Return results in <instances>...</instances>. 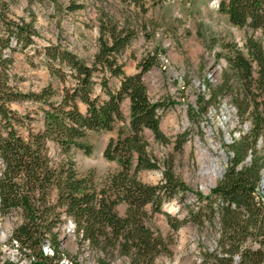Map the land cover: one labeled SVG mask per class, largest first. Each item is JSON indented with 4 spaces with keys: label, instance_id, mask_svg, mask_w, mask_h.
<instances>
[{
    "label": "trees",
    "instance_id": "obj_1",
    "mask_svg": "<svg viewBox=\"0 0 264 264\" xmlns=\"http://www.w3.org/2000/svg\"><path fill=\"white\" fill-rule=\"evenodd\" d=\"M144 1L130 2L140 8ZM156 1L150 0L153 4ZM79 8L69 5L68 10L74 12ZM218 12L237 29L264 33V0H220ZM9 14L8 4L0 0V210L17 211L22 216V221L12 230L10 241L25 252L28 264H63L64 260L67 264H84L78 259H66L55 241L54 229L63 214L73 222L79 242L98 251L96 264H109L116 257L124 258L123 264H155L159 256L168 255L169 251L162 236L148 227L145 207L149 205L151 213H159L163 200L175 192H185L186 188L169 173L163 184L155 186L143 185L135 178L140 171L156 168L146 151L144 131L167 143L159 131V112H164L165 106L150 102L141 81L153 62H143L139 73L125 77L112 56L120 53L133 35L112 30L110 43L100 42L97 58L111 76L122 79L116 91H111L102 81L105 100L90 96L93 68L68 53L60 56L57 52L51 53L54 57L51 63L57 61L69 66L76 86L64 90L58 104L51 101L54 91L50 86L38 94H23L11 85L9 73L12 55L32 44L33 32L26 23L13 21ZM247 49V59L239 51L227 57L228 69L222 70L221 83L209 98L216 101L218 96L231 94L238 117L249 122L248 132L231 147L233 160L222 179L209 195L204 198L198 195L206 200L201 211L218 219L216 250L222 257L217 264H233L234 257L238 258L236 264H264V199L258 189L264 157L256 156L258 141L264 145V53L253 42ZM125 99L129 101L127 131L120 130L103 152L107 160L119 164V172L102 189L98 191L89 179L78 177L69 159L58 163L49 159V144L66 157L73 150L89 155L88 134L110 131L114 123L123 121L120 108ZM25 100L41 102L47 109L42 113V129L36 133L28 130L23 137L15 128L19 120L9 107ZM203 100L201 97L200 104ZM77 101L86 108L83 114L77 108ZM180 146L177 145V150ZM120 203L126 205L123 217L115 212ZM168 219L171 228L177 229L178 223ZM48 243L51 255L43 252Z\"/></svg>",
    "mask_w": 264,
    "mask_h": 264
},
{
    "label": "rangeland",
    "instance_id": "obj_2",
    "mask_svg": "<svg viewBox=\"0 0 264 264\" xmlns=\"http://www.w3.org/2000/svg\"><path fill=\"white\" fill-rule=\"evenodd\" d=\"M3 1L9 6V17L26 23L33 32L32 44L12 55L11 85L23 94H38L50 86L54 91L51 101L56 104L61 101L64 90L76 86V80L69 66L57 61L51 63L52 52L60 56L68 53L93 68L90 96L103 101L106 92L102 81L111 91H116L122 77L111 76L101 65V59L97 58L100 42L110 43L112 30L132 33L128 45L112 57L125 77L139 73L143 62H153L142 74L141 81L150 102L165 106L164 112H159V131L167 140L161 143L150 131H144L146 151L156 168L140 171L135 178L143 185L155 186L163 184L169 173L186 188L185 192H175L168 200H163L159 213H151L149 205L145 207L148 227L162 236L169 251L168 255L159 256L155 264H217L222 257L216 250L218 219L201 211L206 200L199 199L198 195L206 197L222 179L233 160L231 147L248 132L249 122L238 117L231 94L218 96L216 101L209 98L221 83V72L215 73L220 61L228 69L226 59L236 51L247 59L251 42L264 53V33L231 26L218 12L220 0H157L155 4L145 0L140 8L131 0ZM69 5L80 8L70 12ZM9 108L19 120L15 128L21 136L26 137L28 130L36 133L42 129L45 104L25 100ZM77 108L82 114L86 109L79 101ZM120 109L123 121L114 123L110 131L88 134L89 155L73 150L66 157L49 144V159L54 163L69 159L78 177L89 179L98 191L102 189L119 172V164L107 160L103 152L120 130L127 131L128 99L122 102ZM178 144L181 146L177 150ZM263 149L259 140L257 157H264ZM211 160L222 167L221 175L213 184L201 172L202 164L209 165ZM136 162L134 155L133 164ZM1 167L0 161V173ZM261 178L258 189L264 199V169ZM125 211V204L115 207L118 217H123ZM168 217L178 223L177 229L171 228ZM21 221L22 216L17 211L2 213L0 210V264L29 262L25 252L10 241L12 230ZM54 234L66 259L96 264L98 251L79 242L73 222L63 214ZM52 242L53 239L49 241ZM262 249L264 251V247ZM45 252L51 254L49 250ZM66 261L63 264H67ZM124 262V258L116 257L109 264ZM237 262L238 258L234 257L233 264Z\"/></svg>",
    "mask_w": 264,
    "mask_h": 264
},
{
    "label": "bare ground",
    "instance_id": "obj_3",
    "mask_svg": "<svg viewBox=\"0 0 264 264\" xmlns=\"http://www.w3.org/2000/svg\"><path fill=\"white\" fill-rule=\"evenodd\" d=\"M201 172L207 175V179L210 184H213L216 181V178L219 177L222 173V167L220 166L219 162H215L213 160L209 161V165L201 166ZM207 181V183H208Z\"/></svg>",
    "mask_w": 264,
    "mask_h": 264
},
{
    "label": "built area",
    "instance_id": "obj_4",
    "mask_svg": "<svg viewBox=\"0 0 264 264\" xmlns=\"http://www.w3.org/2000/svg\"><path fill=\"white\" fill-rule=\"evenodd\" d=\"M222 62L220 61V63L217 65L218 69L215 67L216 68V71H215L216 74H219L220 72H222L223 68H225V63H222ZM45 247L46 246L43 247V252H44L45 255H47L45 251H47V250L50 251V249H49L48 246L46 248ZM50 253H51V251H50Z\"/></svg>",
    "mask_w": 264,
    "mask_h": 264
}]
</instances>
